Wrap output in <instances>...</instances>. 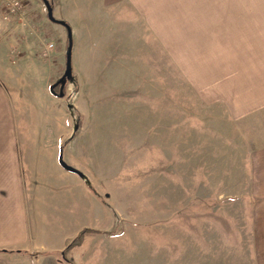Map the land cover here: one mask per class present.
Instances as JSON below:
<instances>
[{"label":"rangeland","instance_id":"1","mask_svg":"<svg viewBox=\"0 0 264 264\" xmlns=\"http://www.w3.org/2000/svg\"><path fill=\"white\" fill-rule=\"evenodd\" d=\"M74 1L96 7L99 0ZM236 16L241 20L231 31L218 32L209 15L170 14L167 55L159 51L149 62V50L137 52L131 74L111 63L94 80L79 77L71 65L63 97L47 91L57 109L46 136L62 138V149L105 209L86 228L98 233L87 234L65 258L74 264H264V201L259 221L249 172L256 145L250 139L264 138V45L244 26L257 17ZM180 23L197 29L176 30ZM22 29L48 68V87L55 84L65 71V28L47 19L42 0H0L7 71L22 52ZM230 33L233 40L225 41Z\"/></svg>","mask_w":264,"mask_h":264},{"label":"crops","instance_id":"2","mask_svg":"<svg viewBox=\"0 0 264 264\" xmlns=\"http://www.w3.org/2000/svg\"><path fill=\"white\" fill-rule=\"evenodd\" d=\"M258 4L259 0H99L96 7H86L74 0H58L52 11L70 26L71 65L79 77L94 80L105 77L111 63L131 74L137 52L149 50V62L158 59L159 51L167 55L170 14L209 15L212 30L218 32L231 31L241 20L233 18L234 14L255 15L256 21L250 24L245 19L244 26L260 34L263 46L264 0ZM184 25L180 23L176 30L197 29ZM26 37L22 29V52L9 71L0 54V264L68 263L56 256L58 252L68 239L89 228L88 222L96 224L103 218L105 209L90 193L88 183L58 164L61 154L67 164L75 166L62 149V138L46 136L57 108L48 102V68L41 56L36 57L35 44L30 49ZM224 40H233L231 33ZM9 72L14 76L4 79ZM250 141L256 144L250 151L249 172L260 221L264 138ZM47 253L52 255L44 256Z\"/></svg>","mask_w":264,"mask_h":264},{"label":"water","instance_id":"3","mask_svg":"<svg viewBox=\"0 0 264 264\" xmlns=\"http://www.w3.org/2000/svg\"><path fill=\"white\" fill-rule=\"evenodd\" d=\"M43 5L45 7L46 10V16L47 19L56 25H59L63 28H65L66 33H67V51H66V58H65V71L64 74L61 76V78H59L55 84H52L49 86V92L52 96L56 97V98H62L63 97V87L65 85V83L67 81H72V66H71V50H72V38H71V29L70 27L66 24V22H64L63 20H59L54 18L53 16V11H52V6L50 4V2H48L47 0H42ZM56 86H59V92L56 93L54 91V88ZM67 108L72 111V105H68ZM77 129V126L74 127V130ZM58 164L59 166L66 172L71 173L76 175L78 178H80L81 180L85 181L86 183H88V180L86 178V176L79 171L78 169L68 165L64 160L62 155L60 154L58 157Z\"/></svg>","mask_w":264,"mask_h":264},{"label":"trees","instance_id":"4","mask_svg":"<svg viewBox=\"0 0 264 264\" xmlns=\"http://www.w3.org/2000/svg\"><path fill=\"white\" fill-rule=\"evenodd\" d=\"M97 233H98L97 231H94V230H91V229H86V228L80 230L73 239H70V240L66 241L65 246H64L65 249L63 250V253H62L63 254V259L65 261H67L69 264H74L72 259L65 258L66 257L65 254L69 253L70 250L73 249L74 247L80 246L82 244L83 240H84V237L87 234H97Z\"/></svg>","mask_w":264,"mask_h":264},{"label":"built area","instance_id":"5","mask_svg":"<svg viewBox=\"0 0 264 264\" xmlns=\"http://www.w3.org/2000/svg\"><path fill=\"white\" fill-rule=\"evenodd\" d=\"M9 6H10L11 9L13 10V9H15V8L18 6V4H17L16 2H13V3H11ZM50 47H51V46L48 45L47 48H46L47 50H45V51L42 52V57H46V56H47V53L49 52Z\"/></svg>","mask_w":264,"mask_h":264},{"label":"flooded vegetation","instance_id":"6","mask_svg":"<svg viewBox=\"0 0 264 264\" xmlns=\"http://www.w3.org/2000/svg\"><path fill=\"white\" fill-rule=\"evenodd\" d=\"M59 88V86H57Z\"/></svg>","mask_w":264,"mask_h":264}]
</instances>
